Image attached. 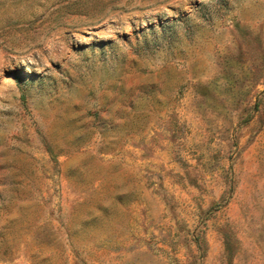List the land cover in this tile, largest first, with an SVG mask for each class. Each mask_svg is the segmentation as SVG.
Returning a JSON list of instances; mask_svg holds the SVG:
<instances>
[{
    "label": "rangeland",
    "instance_id": "374dc122",
    "mask_svg": "<svg viewBox=\"0 0 264 264\" xmlns=\"http://www.w3.org/2000/svg\"><path fill=\"white\" fill-rule=\"evenodd\" d=\"M0 264H264V0H0Z\"/></svg>",
    "mask_w": 264,
    "mask_h": 264
}]
</instances>
